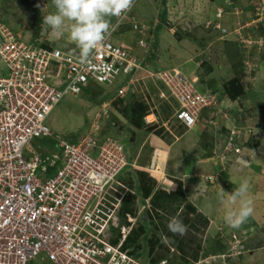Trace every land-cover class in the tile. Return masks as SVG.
<instances>
[{
    "label": "built area",
    "instance_id": "built-area-1",
    "mask_svg": "<svg viewBox=\"0 0 264 264\" xmlns=\"http://www.w3.org/2000/svg\"><path fill=\"white\" fill-rule=\"evenodd\" d=\"M137 2L113 19L110 36L95 53L93 65H107L105 72L80 63L79 53L29 43L0 22V264H34L38 258L51 264H145L122 248L129 228L121 226L123 237L112 242L126 193L121 187L129 190L119 176L129 161L125 145L104 133L114 101L128 94L133 76L144 69L134 46L118 39L120 29L132 22L139 44L147 47V30L131 15ZM119 75L131 78L88 115L85 134L76 141L60 139L59 151L52 155L25 152L33 138L52 135L49 116L65 98L80 96L92 83L112 85ZM151 75L177 99L175 116L188 128L200 122L204 109L218 112L217 94L198 90L181 70ZM144 120L154 124V111ZM231 134L222 157L239 151L238 134ZM243 247L233 234L227 254L237 255ZM156 264L169 263L163 259Z\"/></svg>",
    "mask_w": 264,
    "mask_h": 264
},
{
    "label": "rangeland",
    "instance_id": "rangeland-1",
    "mask_svg": "<svg viewBox=\"0 0 264 264\" xmlns=\"http://www.w3.org/2000/svg\"><path fill=\"white\" fill-rule=\"evenodd\" d=\"M4 2L6 3V5L3 7L2 11H0V22L4 23L6 26H10L16 32H22V37L29 43H32L31 37H33L34 35L37 36L35 33L41 28L44 16H46V8L44 2H39V0H4ZM141 2L142 0H139L137 2V5L134 9V12L137 9V12H135L134 14L136 18H134L138 20V23H140L145 30H147V41L149 46L147 49L148 52L146 51L147 53L144 49L137 48L139 51H141V54L144 53V58L139 56V53H135L141 59H144L143 62H148V66L143 70H139L133 76L136 82L134 92L136 95V101L145 103L144 105L147 106L149 110L154 111L156 114H158L157 112L160 108H162V114L158 116L157 121L154 122V125L150 126L145 122V120H143V122H145L144 125L142 124V126L137 127L127 116V114H129L126 108L128 103L126 101H123V99L126 100V97L128 95L127 94L125 98H117L114 101V110L110 112L111 116H109L108 121L105 123V132L112 133L111 127L113 126L118 127L119 131L122 132L129 129L128 135L133 133L134 135L132 136V138L128 137L127 142L124 137H120L116 134L114 135L115 137L117 136L119 141L125 143L126 145L135 136H139L143 139L152 137L153 140H148L149 145L146 146L147 148H145L146 150L143 152L144 159L142 160L149 159L151 156V148L158 144V140H163L164 143L161 142L160 144L162 148L172 151L170 152L171 164H169V170L175 172L174 167L177 166L176 162L179 163V159L187 160L190 152L188 149L189 146L186 145L188 140L179 146H175L177 138L182 132H186L187 126L185 125L186 127H183L182 125L184 124L181 121L177 120L175 111L178 108L179 103L177 99L169 93L166 85L158 83L156 80L157 77L151 75V71L156 70H152L151 66L153 65L154 68L168 70L171 72L174 71V69L178 68L187 77H190L195 81L198 90L201 89L200 87H205L204 83L208 82L207 79L209 78H207V72H210V70H212L211 72L217 71L218 67H220V64L229 66L230 70L226 78H224L222 73H217L216 75L209 76L214 78V82L217 85H221L222 87H224L226 81L232 80L234 78H241L244 75L246 76L245 71L242 69L240 70V64L244 61L243 58H239L234 53L235 50L233 51L230 48L231 44H229V40L224 39V35L222 36L223 33L221 32V34H219V31L214 29L215 25V28H221L222 30L228 28L232 29L233 23L236 18L230 17V14L228 13L235 11L236 8L233 3H231L232 1H228V3L223 1L220 3L219 1H217L216 6L214 5L215 10L212 13L209 7L205 8V2L202 0H167L165 5L163 4L162 0H148L147 7H145V9L149 8V10L143 12V9L142 11H140ZM39 8L43 10L41 20L38 17V13L35 12V10ZM165 10L167 12V16L165 19H163V13ZM257 12L262 13L260 15L261 17L264 16V1L261 2V5L258 7ZM158 19H160V25H162V29L159 30L160 32H158L157 35L158 29L156 27V23L158 22ZM213 22L215 24L211 25L210 23ZM111 24H113V20H111ZM240 27L241 26L236 24L233 28V31H229L230 35L235 34L236 36L238 35L240 37ZM124 29H128L129 31L131 30L129 25L125 26ZM124 29H120L119 34H121V32H125ZM65 30L69 32V28L67 26ZM214 30H216L215 33ZM219 35H221L220 38ZM126 36L121 42L125 41L130 45H135L134 38L131 36ZM212 40H216L217 43L213 44L211 42ZM146 55L148 56L147 60ZM229 55L232 57H229ZM195 74L201 75V77L199 75V80H197V76H194ZM124 78L125 77H120L114 84L104 87H98L97 85H95L97 87L91 89L92 94L90 96L89 94L87 95V93H82L80 96H68L67 98H65L54 109L48 119V124L51 127L53 135L33 138L30 144L25 148V152L28 155H30L33 151L38 152L43 156L52 155L53 153L59 151L58 145L60 139L72 140L74 138H79L80 135L85 134L89 128L87 123V114L92 110H96V104L99 103L100 99L103 96H115L119 89L118 86H120V83ZM201 90L203 92V89ZM161 92H165L166 97L161 96ZM218 105V113L222 111V114H220L219 119L214 122L215 112L213 113L212 122L214 123V126L210 125L211 128L209 129V131H211H208L205 135H203L201 141L199 139H196V143H199V150H205L207 154L213 156V145L215 141L214 133L218 134L217 131H222L221 138L223 139L224 136L228 137L226 142L223 141L224 143L221 147L222 150L220 152L222 153L220 154V156L222 160L227 163V161H230L232 157L230 156L231 153L235 152L236 155H238L241 153L242 149L245 148L243 147L244 143H242L241 141V133H243L244 135V132L240 131V129H233L238 134V137L236 139L237 145L235 146V148H238L239 151H235V149H233L231 150L229 157H222L223 151L226 147V143L232 134L228 135L223 127L220 128L227 122V120H229V118L227 119V116L224 117L223 115V113L228 109L225 110L223 106H220L219 101ZM230 112L233 113V117L240 116V114H238L239 111L235 112V110H230ZM198 123L199 121L197 122V124ZM165 124H167V127L165 126ZM186 135L188 139H191L189 138V135L191 134ZM247 144H249V142H247ZM55 146L57 148H55ZM131 150L136 151V148L132 147L131 145L127 150L129 154L131 153ZM216 152L217 151H215V153ZM128 153L127 155H129ZM148 153L150 155H148ZM216 155L217 154H214V156ZM131 160H133V158ZM136 169L137 168L131 165L123 172V174L119 176V180L124 185H126V187L129 186L130 188V185L127 181H129L130 178L135 177ZM162 169V166H158V171H161ZM144 170L148 171L147 169ZM153 170L154 169H151L149 171L156 174L158 173ZM211 177L213 178V182L216 181V175H213ZM179 182L182 183L183 189H186V187L184 186L186 185V183L183 180H174L171 183H169V180L168 182L162 181L161 187L165 186L167 187V190H170L174 185L179 184ZM159 185L160 184H158L157 182V187L162 190ZM121 189L124 193L126 192V194L130 193L129 191H134V189L127 190L122 187ZM207 189L208 187L203 188L199 186L194 190V192L197 195L205 196L208 194ZM137 199L141 201V197H137ZM188 199L190 200L189 197ZM140 204L143 203L141 202ZM147 207L148 205L146 206V208ZM141 209H143V206L141 207ZM190 217V220L186 224L188 227V232L186 233L185 237H187L188 239L190 238V236L194 238L193 242L191 243V247L193 248H196L197 244L201 242L203 245L202 248L205 252L212 246V244L209 243L208 240L210 238L213 239V236L211 234L212 225L210 224V222L204 223L202 221H198L197 219H195V215ZM133 219L134 223L138 222L137 217H134ZM119 225H122L121 219L119 220ZM239 229L240 230L230 228L225 222L221 226L212 228V231L217 230V233L221 235L220 237H222V235L225 236L226 238L224 237L223 240H225V242L228 244V240L232 239L233 234L237 235L238 237L242 235L240 239L244 242L251 237V234L255 235V233L260 230V227L254 226L255 230L250 228L249 233L247 232V230L245 231L246 227H242ZM261 230H263V228ZM189 241L191 242V240ZM244 245L246 246V244ZM161 249L162 248L160 246L157 247L158 251ZM173 249L176 252L175 248ZM186 250L187 253H191L190 250ZM259 251L260 254L264 255V246L263 248H259ZM172 254L173 252L171 251L168 256L172 257ZM210 254H207L204 257H206L210 263H215V260L218 256H216L214 253V255ZM249 254L250 253H243V256L237 259V261L239 262H237L236 264H264L263 257H261L260 259L258 258V260H256L255 258H251L250 260L247 259ZM244 257L245 260L243 259ZM233 263L230 261L229 264ZM34 264H51V262L49 260H41L40 258H38L34 261Z\"/></svg>",
    "mask_w": 264,
    "mask_h": 264
},
{
    "label": "crops",
    "instance_id": "crops-1",
    "mask_svg": "<svg viewBox=\"0 0 264 264\" xmlns=\"http://www.w3.org/2000/svg\"><path fill=\"white\" fill-rule=\"evenodd\" d=\"M40 1L44 2L46 8L45 15L56 11L52 0H39V2ZM143 1L144 0H142V2ZM202 1L205 2V8L209 7L212 13L215 10L217 1L220 3L222 1L227 3L228 1H232L231 3H233L236 8L235 11L231 10L232 12L228 14H230V17L236 18L233 23V28L236 24L241 26L239 29L241 32L240 37L238 35L237 37L235 34L230 35L229 31H233V28L222 30L221 28H215V25L214 29H221V32L223 33L222 36L224 35V39L229 40V44H231L230 48L233 51L235 50L234 53L239 58H243L244 61L240 64V70H244L246 76L244 75L240 79L244 84L246 93L240 98L231 99L224 91V88L221 85H217L214 82V78L209 77L210 75L222 73L224 78H226L230 67L224 64H220V67H218L217 71L215 72H211L212 70L207 72V78H209L207 79L208 82L204 83L205 87L200 88L203 89V91H211L217 94L220 106H223L225 110L228 109L223 113V115L224 117L227 116V119L229 118V120H227V122L220 128L223 127L228 135L230 130L233 129H240V131H243L244 135L241 133V141L244 143L243 147L245 148H243L241 153L238 155H236L235 152L231 153L230 156L232 157L230 161H227L226 163L222 160L220 156L222 152L220 151L222 150V144L226 142L228 136H224L222 139V131H217L218 134L214 133V147L212 146L214 148L213 156L207 154L205 150H199L200 146L199 143H196V139L201 141L202 136L209 131L211 126H214V123L212 122L214 112V122H216L219 119L220 114H222V111H220V113H216V111L211 108H207L202 111L200 122L191 129L185 125H182L187 129L185 133L182 132L179 137L177 136L178 138L175 142V146H179L188 140L186 145L189 146L188 149L190 152L187 160L179 159V163L176 162L177 166L174 167V171L176 173L169 170V164H171L170 152L172 151L162 148L160 144L161 142L164 143L163 140L157 141L159 146L157 144L154 147L152 146L153 148L150 147L151 156L149 159H146L147 161L142 160L144 159L143 152L146 150V146L149 145L148 140H153L152 137H147L145 140L139 137L137 134L138 137L135 136L127 145L123 142L122 143L125 145L126 151L131 145L132 147L136 148V151L131 150L130 154L127 151L129 154L128 161L130 166L132 165L137 169L147 170L153 168V171L158 172V175L153 173V176L156 178V180H160L158 181V184H162V181L168 182V180L169 183L173 182L174 180L185 181L188 192L187 195L191 202L197 206L200 212L208 217L209 222L212 225L211 234L213 239H208L209 243L212 244L211 249H213L215 241L219 244H222L224 247L223 249H227L228 244L225 242V240H223L225 236L222 235V237H220L221 235L217 233L218 231H212V228L223 225L225 223V215L229 211H238L240 207V201L237 200L235 203L231 202L229 199V194L235 192L239 188L241 182L247 179L250 183L248 195L253 200L254 212L253 215L250 216L248 220L241 226L243 228L246 227L245 231L247 230L248 233L250 232V228L254 229V226L260 227V230L256 232L255 235L251 234V237L248 236L250 238L245 242L246 253H250L247 259L250 260L251 258H255L258 260V258H264V255L260 254L259 251V248H263L264 246V16L261 17L260 15L262 13L257 12L262 0ZM142 2L140 5V11H142V9L143 12L149 10V8L145 9V7H147L148 0H145L143 3ZM162 2L165 5L167 0H162ZM5 5L6 3L4 0H0V11H2ZM39 9L43 14V10L41 8ZM135 12H137V9ZM70 23L71 22L66 21V25H69ZM158 23L160 24V19H158L157 24ZM214 24V22L211 23V25ZM216 30H214V33ZM124 31L125 32H121L119 35V41H121V39L123 40L126 35V37L131 36L135 39L136 35L133 32L129 31L128 29H124ZM35 34L37 36L34 35L31 37L32 43L40 44L48 48H61L71 53H79V48L71 41L69 32H67L65 29L64 35L60 38H57L52 35V29L48 25L42 23L40 30ZM220 37L221 35H219V38ZM211 42L213 44L217 43L216 40H212ZM229 57L232 56L229 55ZM199 75L200 74L194 75L195 77H198L197 80H199L201 77V75L200 77ZM230 110H235V112L239 111L238 114H240V116L233 117V113L230 112ZM157 113L158 114H155L158 118V116L162 114V108H160ZM165 126L167 127V124H165ZM228 128L231 129L228 130ZM111 129L112 133L106 134H109L114 138H117V136H114L115 134L119 135L120 137H124L126 142L128 137L132 138L134 135V133L128 135L129 129L124 132L119 131L118 127L114 126L111 127ZM186 134H191L189 135V138L191 139H188ZM246 141L249 142V144H247ZM215 151L217 152L215 153ZM150 154L148 153V155ZM214 154L217 155L214 156ZM130 158H133V160ZM158 166H162L163 169L158 171ZM213 175H216V181L213 182L212 185H208V194L205 196L197 195L194 190L201 186L204 181H206L207 176L211 177ZM221 192H223V198H221L219 195ZM262 228L263 230H261ZM243 259L245 260V257ZM231 262L236 264L239 261L234 259Z\"/></svg>",
    "mask_w": 264,
    "mask_h": 264
},
{
    "label": "trees",
    "instance_id": "trees-1",
    "mask_svg": "<svg viewBox=\"0 0 264 264\" xmlns=\"http://www.w3.org/2000/svg\"><path fill=\"white\" fill-rule=\"evenodd\" d=\"M135 9V7H134ZM134 9L131 12V15L135 17ZM38 13V17L41 20L42 13L39 9L35 10ZM163 19L166 18V11L163 13ZM38 18V20H39ZM115 17L110 18L113 20ZM136 18V17H135ZM138 21V20H137ZM161 24V23H160ZM159 23L156 24L157 27V35L159 30L162 29V25ZM129 25L131 28V32L136 34L135 37V50L133 54L141 59L139 56L144 58V53H140L137 48L144 49L146 52V48L142 47L138 40H139V33L133 28L132 22L129 24H125V26ZM123 27V29H124ZM40 30V29H39ZM219 34H221V29H217ZM148 33L146 32V39L148 38ZM139 55H137L136 53ZM148 52V50H147ZM146 52V53H147ZM146 55V60H147ZM142 67H147V63L141 59ZM152 70H162L158 68H154L153 65L151 66ZM125 77L122 79L123 81L120 83V88L123 85H126L128 80L131 78L130 75H119L117 78ZM134 79V77H133ZM97 83H92L91 88H87L83 90V93L92 94L91 89L98 87H104L101 85H97ZM135 86L136 82L134 80V85L131 86L130 90L128 91V95L126 100L122 97L123 101L127 102V114L128 118L131 122L136 125L137 127L144 125V115L149 111L145 103H141L140 101H136L135 95ZM224 91L231 99H237L246 93L244 84L241 82L240 78H234L232 80L226 81L224 85ZM75 98V97H74ZM77 98V97H76ZM111 98V96L106 95L103 96L99 103H97V108L102 104L104 101ZM88 119V118H87ZM231 128H228L230 130ZM104 133L105 132L104 130ZM230 133V132H229ZM77 138L72 139L71 141H76ZM70 140V139H68ZM55 148H57L55 146ZM56 168H51V172H55ZM130 185L131 189L134 191H129L130 193L126 194L122 200V205L119 211L121 224L129 225L130 222L128 221V215L138 218V222L133 225L132 229L128 233L126 239L122 244L123 250L129 252L130 254L140 258L142 262L145 264H156L159 261L166 259L168 260L169 264H229L230 261L234 259H239L243 256V253H246V246L243 247L242 252L229 256L227 254V249H223L224 247L222 244H219L215 241V245L213 249L209 248L207 251L204 252L202 248V243H198L196 248L191 247V243L193 242L194 238L190 236L188 239L185 235H174L168 229V223L173 217L179 218L184 225L188 223L190 220V216L195 215V219L202 222H209V219L206 215L199 211L196 205L189 201L186 189H183L182 183L174 185L170 190H167L165 186L161 187V189L157 187L156 178L153 176L151 171H146L144 169H136L135 170V177L130 178L127 181ZM137 197H141V202L145 203V199L151 197L150 206L143 210V213L139 214V203H137ZM146 205V204H145ZM186 215V216H185ZM189 216V217H188ZM208 224V223H207ZM187 226V225H186ZM188 229V227H187ZM188 232V230H187ZM123 237V233L119 229L115 230V236L112 238V242L118 243L120 238ZM188 239V240H187ZM191 240V242L189 241ZM188 244V245H187ZM160 246L162 249L157 250V247ZM176 252L174 251V249ZM165 249V250H164ZM190 250L191 253H187V250ZM245 250V251H244ZM173 252L172 257L168 256L170 252ZM214 253L217 257L215 263H210L206 257L207 254ZM210 255H214V254ZM223 255V256H222ZM181 256V257H180Z\"/></svg>",
    "mask_w": 264,
    "mask_h": 264
},
{
    "label": "clouds",
    "instance_id": "clouds-1",
    "mask_svg": "<svg viewBox=\"0 0 264 264\" xmlns=\"http://www.w3.org/2000/svg\"><path fill=\"white\" fill-rule=\"evenodd\" d=\"M52 3L55 6L56 11L47 14L43 20V23L52 29V35L60 38L64 35V29L67 26L69 28V36L71 41L79 48L80 63L94 66L96 70L100 72L107 71V65H93L95 53L99 52L104 47L106 39L111 34L113 26L111 24L110 18H119L123 14L129 12L134 4V0H52ZM66 21L71 22L70 25H66ZM148 46L149 45L147 41L146 51ZM94 111L95 110H92L87 114L88 119V115ZM88 119L87 123L89 127ZM231 131L232 130H230L229 135L231 134ZM129 166L130 164L125 168V170ZM151 169L153 168H150L149 170ZM123 172L121 174H123ZM158 181L160 180L158 179ZM212 183L213 182L210 181H204L201 187H208V185H212ZM184 186L186 187V185ZM249 188L250 183L247 179H245L241 182L239 188L235 192L229 194V199L231 202L235 203L237 200L240 201V207L238 211H229L225 215V222L230 228L239 229L241 225H243L248 220V218L253 215V200L248 195ZM129 190H131V188H129ZM219 195L221 198H223V192H221ZM145 200V203L140 204L141 201L138 199V203L140 204V214L143 213V210L147 205L150 206L151 197ZM142 206L143 209H141ZM133 218V216L128 215V221L130 224L121 225L122 227L126 226L129 228V232L136 223L133 222ZM121 226L118 228L120 231ZM168 229L174 235L183 236L187 233V226L184 225L183 222L177 217L171 218L168 223ZM229 241L230 239L228 240V243ZM245 242L246 241H244L243 244H245Z\"/></svg>",
    "mask_w": 264,
    "mask_h": 264
}]
</instances>
